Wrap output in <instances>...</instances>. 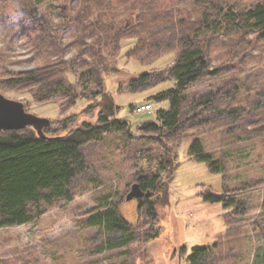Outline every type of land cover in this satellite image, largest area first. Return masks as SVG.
<instances>
[{"label": "rangeland", "instance_id": "rangeland-1", "mask_svg": "<svg viewBox=\"0 0 264 264\" xmlns=\"http://www.w3.org/2000/svg\"><path fill=\"white\" fill-rule=\"evenodd\" d=\"M132 1L29 0L23 6L19 1L0 0V75L16 78L43 65L46 58L64 62L56 66L61 69L58 73L65 66L77 73L97 66L105 92L119 108L117 118L129 124L127 133L110 131L83 148L87 169L72 181L71 202L49 208L26 225L0 229V264H189L179 250L185 246L188 253L193 245L212 249L208 264H259L257 256L264 248V42L226 23L199 39L217 77L205 78L189 90L178 131L161 138L163 146L176 153L172 179L153 195L143 192L141 198L127 200L140 175L156 172L155 161H147L139 150L156 151L161 144L156 137L142 139L138 126L155 121L158 110L168 109L167 102L150 98L172 85L136 83L133 87L131 82L144 72L162 73L175 56L168 46L156 51L139 41L147 39L139 23L121 26ZM208 1L213 3H205L213 14L227 12L231 6L242 14L259 0ZM191 3L147 0L142 15L153 18L172 8L180 16L177 10H191ZM22 25L36 26L42 41L38 50ZM136 41L141 43L136 46ZM73 74L69 80L74 84ZM80 89L86 94L95 91L93 83L73 92L83 96ZM0 93L21 102L26 112L48 119L49 126L40 131L45 136L66 134L65 118L68 129L95 121L96 110L85 111L93 105L85 94L71 104L60 96L39 102L22 87L0 85ZM142 105L150 109L135 112ZM22 132L37 135L32 127ZM192 138H198L219 163L220 173L209 174L205 165L187 159ZM207 188L225 201L235 200V208L204 202L201 194ZM107 195L133 233L126 245H117L120 232L88 223L99 198ZM150 202L154 217L147 213Z\"/></svg>", "mask_w": 264, "mask_h": 264}, {"label": "trees", "instance_id": "trees-1", "mask_svg": "<svg viewBox=\"0 0 264 264\" xmlns=\"http://www.w3.org/2000/svg\"><path fill=\"white\" fill-rule=\"evenodd\" d=\"M13 1H19L23 6L29 4L26 3L29 0ZM145 1L147 0L132 1L129 17L121 26L128 28L130 23L133 26L139 23L143 27L141 34L147 37L146 40L141 38L139 41L146 43L147 48L153 47L157 51L165 45L172 48L175 53L172 62L162 73L144 72L131 82L133 87L136 83L137 86H150L149 83H152V86L172 83L169 88L150 98L155 103L167 102L168 109L158 110L155 121L144 122L138 126L142 139L156 137L162 147L156 151L154 148L139 150V154H144L147 161H155L156 172L150 176L140 175L137 178L139 188L153 195L155 191L166 187L173 176L176 153L174 154L172 148L163 146L162 139L178 131L181 114L187 101L186 94L193 87L202 84L205 78L217 77L216 69H210L203 44L199 39L206 34H214L226 23L244 36L250 34L255 40L264 42V1L250 3L242 14L236 13L232 6L227 12L223 13L220 10L213 14L205 4L211 2L192 0L189 7L191 10L186 9L183 10L184 12L177 10L180 16H177L172 8H165L159 12L161 14L157 12L153 16L154 19L142 15ZM211 4L213 6V3ZM192 11H195L194 15L191 14ZM37 27L45 31L42 25ZM22 29L26 30L28 40L38 50L42 41L36 26L22 25ZM139 41H136V46L141 43ZM46 60L48 61L43 65L21 73L22 75L16 78L0 75V85L22 87L28 93H32L34 98H38L39 102L60 96L70 99L69 103L74 104L78 100H83L85 94V97L93 100V105L87 106L85 111L93 113V110H96L95 121L93 123L82 121L78 126L68 129L69 124H66L65 118L62 129H67V133L60 136H45V134L37 136L22 131L0 133V229L26 225L49 208L59 203L71 202L74 196L72 181L87 169L83 154L86 144L100 140L103 134L110 131L127 133L129 128L127 122L117 118L119 108L112 97L105 92L102 75L97 66L79 73L65 66L62 73H58L61 69L56 66L64 62L51 63L49 58ZM72 74L76 77L74 84L69 80ZM90 83L95 87L93 93L86 94V91L82 93L80 89L82 96L73 92L77 87L88 86ZM207 103L204 101L202 104L207 105ZM25 107L27 108L28 105L25 104ZM187 159L205 165L209 174H218L221 171L219 163L211 154L204 151L198 138L190 140ZM201 198L209 204L221 203L224 209L235 208V200L229 198L225 201L224 196L220 198L212 194L210 188L201 194ZM103 207L105 210L99 211ZM116 209L117 206L111 204L109 195L102 196L99 198L98 208L88 218V223L90 226L104 225L107 230L120 232L121 238L117 245H126L134 236L129 230L128 223L117 214ZM147 213L149 217L156 216L152 202L148 205ZM156 235V233L151 234L150 239L155 238ZM185 249V246H182L179 252L183 253L181 255L186 254L185 258L189 264H208L207 259L212 251L210 247L193 245L188 249V253ZM257 257L259 264H264V248Z\"/></svg>", "mask_w": 264, "mask_h": 264}, {"label": "water", "instance_id": "water-1", "mask_svg": "<svg viewBox=\"0 0 264 264\" xmlns=\"http://www.w3.org/2000/svg\"><path fill=\"white\" fill-rule=\"evenodd\" d=\"M49 123L48 119L26 112L21 102L8 99L0 93V132L23 131L32 127L40 136L41 128L48 126ZM143 195V191L135 184L126 199H137Z\"/></svg>", "mask_w": 264, "mask_h": 264}, {"label": "built area", "instance_id": "built-area-1", "mask_svg": "<svg viewBox=\"0 0 264 264\" xmlns=\"http://www.w3.org/2000/svg\"><path fill=\"white\" fill-rule=\"evenodd\" d=\"M148 109V106H141L137 109V111H144V110H147Z\"/></svg>", "mask_w": 264, "mask_h": 264}]
</instances>
